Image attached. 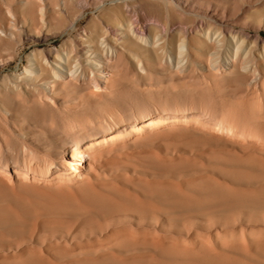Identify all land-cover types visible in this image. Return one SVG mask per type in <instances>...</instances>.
I'll return each mask as SVG.
<instances>
[{
	"label": "rangeland",
	"instance_id": "1",
	"mask_svg": "<svg viewBox=\"0 0 264 264\" xmlns=\"http://www.w3.org/2000/svg\"><path fill=\"white\" fill-rule=\"evenodd\" d=\"M58 1L0 0V264H264V0H219L227 27L131 0L142 31L101 75L74 42L91 10L58 33ZM47 49L75 70L52 91L23 70Z\"/></svg>",
	"mask_w": 264,
	"mask_h": 264
},
{
	"label": "bare ground",
	"instance_id": "2",
	"mask_svg": "<svg viewBox=\"0 0 264 264\" xmlns=\"http://www.w3.org/2000/svg\"><path fill=\"white\" fill-rule=\"evenodd\" d=\"M144 15L155 22L162 18V11L155 4V1H161L163 4H174L183 12H192L202 19H207L211 24L219 27H227L228 21L232 16L229 9L219 0H142ZM109 2L106 7L105 3ZM150 2V3H149ZM155 2V3H154ZM177 3H180L177 5ZM55 13L62 20H65L62 32L67 28H73L75 24L84 19V10H91V16L88 22L74 35V42L77 46V54L83 63H91L98 75L104 71V62L109 56L116 54L117 50L125 51V44L128 40L138 39V30L142 28L140 22L144 15L137 3L131 0H59L54 3ZM73 6L75 11L69 12L68 7ZM104 11V12H103ZM14 19L10 20L9 8L0 10V32L10 35L15 30L13 27ZM17 30L19 32H28L25 36L28 40L35 42L47 40L51 24L45 20L43 8L39 13L37 23L31 20L28 23L22 22ZM37 28L38 33L32 34L28 30ZM101 46L108 48V52L101 49ZM180 49L183 46L179 47ZM46 61L33 64L28 62L23 69L29 77H35L36 73H48L49 78L41 83L45 90L52 91L53 81L63 78L67 74H73L74 69L68 65L69 57L67 53L55 52L47 49ZM77 58V57H76ZM34 80V79H30ZM76 150L68 145L63 153L65 158L62 166L72 173L78 172L81 166L76 163Z\"/></svg>",
	"mask_w": 264,
	"mask_h": 264
}]
</instances>
